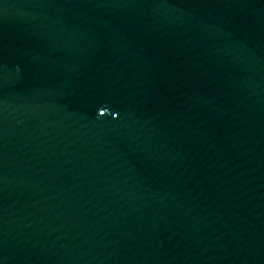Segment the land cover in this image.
Instances as JSON below:
<instances>
[{"label":"water","instance_id":"water-1","mask_svg":"<svg viewBox=\"0 0 264 264\" xmlns=\"http://www.w3.org/2000/svg\"><path fill=\"white\" fill-rule=\"evenodd\" d=\"M0 264H264V0H0Z\"/></svg>","mask_w":264,"mask_h":264}]
</instances>
